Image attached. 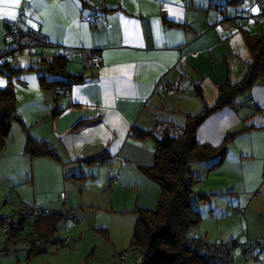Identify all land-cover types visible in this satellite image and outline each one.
Masks as SVG:
<instances>
[{"label": "crops", "instance_id": "0c3cea01", "mask_svg": "<svg viewBox=\"0 0 264 264\" xmlns=\"http://www.w3.org/2000/svg\"><path fill=\"white\" fill-rule=\"evenodd\" d=\"M245 9V0H0V53L10 47L3 30L12 22L50 41L44 48L26 47L7 61L12 69L29 74L24 80L13 78L15 96L23 92L35 102L21 112L18 122L23 136L10 145L7 137L5 150L12 149L20 160H24L20 156H29L24 152V123L30 135L47 142L58 157H31L34 163L46 164L49 174L63 185L34 197V204L71 212L98 205L83 194L74 198L78 189L74 184L92 179L102 182V187L108 181V188H114L112 197L114 193L126 197L128 189L139 190L141 183L155 186L141 170L153 162L154 137L150 133L137 136L132 128L148 131L157 121L182 127L189 115L216 101L220 84L243 77L252 61L244 34L264 31V20L241 16ZM256 10V6L250 8L252 13ZM5 12L15 13L16 19ZM221 12L227 16L222 17ZM89 15L99 16L98 22L92 24ZM63 47L83 52L65 61L63 75L48 73L46 61L62 55ZM91 52L100 54L102 62L89 65ZM23 60L26 64H21ZM39 67L44 81L49 82L46 87L38 74L41 69L34 70ZM161 77L179 80V89L174 94L159 90ZM6 81L7 76L0 72L1 87ZM57 81L68 82L69 91L55 94L57 84L50 82ZM197 86L201 96L195 93ZM232 101L210 112L196 129L199 143L217 146L225 141L222 161L213 167L217 158L194 163L192 176L194 179L195 169L201 170L212 184L208 190L196 191L198 195L225 196L220 203L226 214H213L223 218L240 210L242 222L251 232L249 240H264V77L236 93ZM16 126L12 120L10 128L18 135ZM96 152L109 157V162H85ZM36 169L32 184L37 180ZM111 176L115 182L110 181ZM86 188L81 191L89 192ZM96 189L93 193L103 190L100 185ZM6 217L0 216L3 223ZM22 224V231L29 227L26 221ZM49 228V221L36 223V231L50 233ZM54 233L47 236L51 244L60 242L53 238ZM23 248L28 259L29 246Z\"/></svg>", "mask_w": 264, "mask_h": 264}, {"label": "rangeland", "instance_id": "374dc122", "mask_svg": "<svg viewBox=\"0 0 264 264\" xmlns=\"http://www.w3.org/2000/svg\"><path fill=\"white\" fill-rule=\"evenodd\" d=\"M22 62L24 63L21 64H26L25 60ZM27 75L29 74L20 71L15 74L14 81L17 78H23L24 80ZM16 101L17 114H20L19 117L21 118V112L30 108L29 105L34 100L21 92L16 96ZM40 102H36V105L40 104ZM14 122L19 125L16 127L20 131V122ZM9 132L6 142L8 145L16 144L18 142L17 138L23 136L22 131L18 135L17 132L15 134V130L12 127ZM6 143L0 152V216L14 213V218L17 220L18 215L16 212L18 209L24 206H39L32 201L34 197L38 199L43 194L53 192L56 188L55 185L58 187L63 185L59 184L49 174L46 164L34 163L33 161L35 160H32L29 156H20L24 157V160L16 158L12 149L5 150ZM192 168H195V164L192 165ZM34 169H36L37 180L35 184H32L30 178ZM39 169H42L43 173L39 172ZM202 175L203 172L201 170H194L193 192L190 196V203L192 208L198 211L200 222L196 228L191 230L190 235L202 238L210 245L216 242H233L231 264H264V246L258 245V240H249L251 232L242 222L244 220L243 215L231 212L229 215H223L224 217L220 218L221 215L213 214V212L226 214L225 209L222 208V203H220L225 199V196H222V194L211 196L206 193L201 197L196 193L199 189L208 190V186L211 184ZM105 182L103 187L102 182H97L96 179L87 180L84 183L80 181L74 184L78 188L77 194H74L75 199H78L79 195L83 194L85 199L90 202H96L98 205L88 208H74L73 211L76 213L73 211L72 213L78 221L70 220L67 223L61 221L57 224V230L53 238L64 239L65 237H71L74 243L72 246L61 245L60 242L56 244L47 242L41 252H35L26 259V250L23 247L25 246L27 249L28 246L21 238L27 235V232L30 233L32 227L30 224L29 227L27 225L29 231H27L26 227L25 230H20L21 237L15 236L7 231L8 227L4 225L3 220L0 218V264H121L122 261L119 260V255L124 251H132L133 254L123 264H141L142 255L137 249H134L130 242L132 230L137 219L134 211L138 207L155 206L160 187L156 182H153L155 186H145L144 183H141L139 190L128 189L126 197L125 194L121 197L118 193H114V197H112L110 192L114 188H108V181ZM99 185L101 190L102 188L103 190L93 193ZM82 187H87L86 189L89 192L87 190L81 191ZM60 193L61 191H59ZM61 197L63 201L64 195ZM120 200L125 205H138V207L126 209ZM112 201L115 202L114 206ZM126 201L127 203H125ZM216 205L218 209H215ZM64 210L67 209L62 211ZM239 217H241V220H239ZM66 227H68V230H65ZM246 242L256 243L254 253L249 254L241 250L242 243Z\"/></svg>", "mask_w": 264, "mask_h": 264}, {"label": "trees", "instance_id": "16d2710c", "mask_svg": "<svg viewBox=\"0 0 264 264\" xmlns=\"http://www.w3.org/2000/svg\"><path fill=\"white\" fill-rule=\"evenodd\" d=\"M221 14L222 17L227 16L225 13L221 12ZM244 35L252 55V61L248 64L243 77L235 83L220 84L218 98L212 105L204 107L194 115H189L186 124L182 127L177 125L182 129L178 136L157 139L152 135L154 137L153 162L148 166L141 167V170L159 185L160 195L154 207H138L134 211L137 219L130 238L131 245L142 255L141 264H211L210 251L217 243L227 244L230 248L234 245L231 241L216 242L210 245L202 238L190 235L191 230L196 228L200 222L198 211L191 206L190 196L193 192L194 180L192 165L217 158V161L211 164V167L216 166L222 161L226 151L225 141L217 146L199 143L196 139L197 126L210 112L232 104L233 96L236 93L243 92L256 79L264 77V31L254 35ZM46 62L45 67L48 73L60 76L65 73V60L62 55H56ZM40 69L42 70L41 67L34 70ZM20 71L19 69H12L8 62L0 65V72L7 76L5 86H0V152L9 135L11 117L17 113L16 96L12 84L15 74ZM39 77L43 87L49 85V82L46 84L44 81V72ZM61 83L69 85L68 82L63 81L50 82V85L57 84L56 87ZM195 93L201 96L200 87L195 88ZM22 126L26 135L24 145L26 154L30 157L50 156L58 158L54 149L50 148L47 142L37 141L30 135L28 126L24 123ZM151 129L143 131L133 127L132 133L143 136L149 134ZM85 162L89 164L106 163L109 162V157L96 152L88 157ZM199 196L202 197V194ZM48 211H50L49 215L38 219L18 216L15 221L11 214L4 219L8 227L7 231L15 236L21 235L20 230L23 229L22 223L24 221L31 227L34 225L35 229L32 228L30 233L27 232V235L21 238L29 246L28 256L35 252H41L45 248L44 245L50 242L47 239L48 234L55 232L62 216L66 212H70L51 208ZM44 221H49L50 233L36 231V223ZM62 240L60 239V243L64 245ZM229 254V264H231V251Z\"/></svg>", "mask_w": 264, "mask_h": 264}, {"label": "built area", "instance_id": "2783aa9c", "mask_svg": "<svg viewBox=\"0 0 264 264\" xmlns=\"http://www.w3.org/2000/svg\"><path fill=\"white\" fill-rule=\"evenodd\" d=\"M248 4V9L242 11L241 16L243 18H251L255 21H262L264 20V0H245ZM256 6L257 10L255 13L250 11V8ZM88 20L92 24H96L99 20V16L96 15H89ZM5 40L10 43V47L3 49L0 53V65L4 64L8 61L10 57L17 56L24 48H44L50 44L49 39L47 36L32 30V29H23L21 28L16 22H12L7 24L3 30ZM83 50L80 48H73V47H63L62 56L65 61H71L76 57L82 54ZM102 62V56L98 53H89L88 55V64L92 66H96ZM39 75L43 74V71L38 72ZM180 83L179 80L168 79L166 77H161L158 80V89L167 93V94H174L179 89ZM70 89V85L61 84L56 86L55 94H61L68 92ZM250 103H253V100H250ZM133 132V128H132ZM182 132V129L172 123L168 122H157L153 128L149 131L151 135H153L157 139H161L163 137H175L178 136ZM110 181L115 182L116 179L114 176H111ZM50 208L43 207V206H34L28 207L24 206L20 208L16 214L19 217H24L28 219H38L42 216L49 215ZM236 213L239 215L241 213L240 210H236ZM14 216V213H11ZM12 218V217H11ZM78 221L76 216L73 213L66 212L63 216L61 221L63 223H67L69 221ZM4 225L7 224L4 222ZM68 230V227L65 228ZM262 241V240H259ZM64 245H73V240L71 237H65L62 240ZM258 243V241H257ZM256 243L255 242H246L242 243L241 250L245 253L252 254L255 251ZM232 248V247H231ZM231 248L227 244L217 243L210 251L211 255V264H229L230 262V251ZM132 255V251H124L120 253L119 260L123 261L126 258Z\"/></svg>", "mask_w": 264, "mask_h": 264}, {"label": "water", "instance_id": "95a60500", "mask_svg": "<svg viewBox=\"0 0 264 264\" xmlns=\"http://www.w3.org/2000/svg\"><path fill=\"white\" fill-rule=\"evenodd\" d=\"M11 119L14 120V121H19V120H20V117H19V115L16 113V114H13V115H12ZM257 244H258V245H263V246H264V240H262V241H258Z\"/></svg>", "mask_w": 264, "mask_h": 264}, {"label": "snow or ice", "instance_id": "6c2138e0", "mask_svg": "<svg viewBox=\"0 0 264 264\" xmlns=\"http://www.w3.org/2000/svg\"><path fill=\"white\" fill-rule=\"evenodd\" d=\"M17 3H18V0H17ZM4 14H5V16H10L11 19H13V20L16 19L15 13L5 12Z\"/></svg>", "mask_w": 264, "mask_h": 264}]
</instances>
